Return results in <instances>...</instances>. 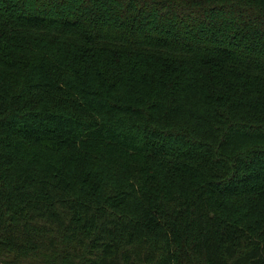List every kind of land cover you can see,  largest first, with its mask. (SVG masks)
Listing matches in <instances>:
<instances>
[{
	"label": "trees",
	"instance_id": "obj_1",
	"mask_svg": "<svg viewBox=\"0 0 264 264\" xmlns=\"http://www.w3.org/2000/svg\"><path fill=\"white\" fill-rule=\"evenodd\" d=\"M0 264H264V0H0Z\"/></svg>",
	"mask_w": 264,
	"mask_h": 264
}]
</instances>
